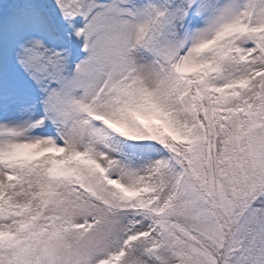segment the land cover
I'll list each match as a JSON object with an SVG mask.
<instances>
[{"label":"snow or ice","instance_id":"6c2138e0","mask_svg":"<svg viewBox=\"0 0 264 264\" xmlns=\"http://www.w3.org/2000/svg\"><path fill=\"white\" fill-rule=\"evenodd\" d=\"M0 264H264V0H0Z\"/></svg>","mask_w":264,"mask_h":264}]
</instances>
